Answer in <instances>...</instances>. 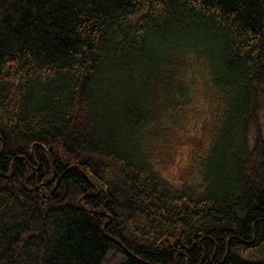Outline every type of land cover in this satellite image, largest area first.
I'll return each instance as SVG.
<instances>
[{
    "label": "trees",
    "instance_id": "1",
    "mask_svg": "<svg viewBox=\"0 0 264 264\" xmlns=\"http://www.w3.org/2000/svg\"><path fill=\"white\" fill-rule=\"evenodd\" d=\"M0 264H264V0H0Z\"/></svg>",
    "mask_w": 264,
    "mask_h": 264
},
{
    "label": "rangeland",
    "instance_id": "2",
    "mask_svg": "<svg viewBox=\"0 0 264 264\" xmlns=\"http://www.w3.org/2000/svg\"><path fill=\"white\" fill-rule=\"evenodd\" d=\"M201 130H199V135ZM197 132H190V140L186 144L177 148L175 153V148L167 152L166 158L160 160L162 166L159 168L160 174L167 179L170 183L180 186L185 183H190L192 181H198L197 177V164L196 155L201 154L202 142L204 141L203 136H196ZM196 136V137H195Z\"/></svg>",
    "mask_w": 264,
    "mask_h": 264
}]
</instances>
